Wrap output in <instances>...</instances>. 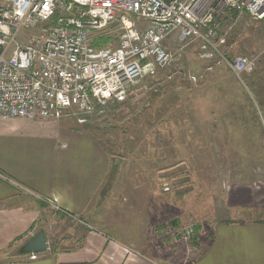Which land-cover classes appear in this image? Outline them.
Returning <instances> with one entry per match:
<instances>
[{
	"label": "rangeland",
	"instance_id": "obj_1",
	"mask_svg": "<svg viewBox=\"0 0 264 264\" xmlns=\"http://www.w3.org/2000/svg\"><path fill=\"white\" fill-rule=\"evenodd\" d=\"M220 18L223 35L233 42L223 51L232 57L256 56L254 72L236 77L216 54H204L197 41L184 46L174 36L168 47L184 61L189 84L174 80L173 65L130 87L132 103L145 104L146 119L134 125L135 136L138 130L144 134L132 145L118 129L109 131L111 126L101 123L104 116L83 122L75 114L65 117L95 136L116 164L113 175L120 181L106 187L110 204L106 211L99 209L111 232L119 227L124 238L172 244L173 252L183 255L225 216L222 197L229 183L264 180V75L259 72L264 19L240 10ZM158 85H163L158 95L147 94ZM88 215L79 216L87 221ZM187 227L193 232L186 237Z\"/></svg>",
	"mask_w": 264,
	"mask_h": 264
},
{
	"label": "built area",
	"instance_id": "obj_2",
	"mask_svg": "<svg viewBox=\"0 0 264 264\" xmlns=\"http://www.w3.org/2000/svg\"><path fill=\"white\" fill-rule=\"evenodd\" d=\"M228 10L262 19L264 0H0V119L87 121L96 104L124 101L133 84L181 65L174 36L241 78L257 58L223 52Z\"/></svg>",
	"mask_w": 264,
	"mask_h": 264
},
{
	"label": "crops",
	"instance_id": "obj_3",
	"mask_svg": "<svg viewBox=\"0 0 264 264\" xmlns=\"http://www.w3.org/2000/svg\"><path fill=\"white\" fill-rule=\"evenodd\" d=\"M115 167L100 141L68 119H0V172L10 179L0 176V264H264V180L229 183L225 216L182 255L108 230L99 209L110 204L106 187L120 181ZM87 211L91 218L80 219ZM39 231L47 249L32 259L21 250Z\"/></svg>",
	"mask_w": 264,
	"mask_h": 264
},
{
	"label": "trees",
	"instance_id": "obj_4",
	"mask_svg": "<svg viewBox=\"0 0 264 264\" xmlns=\"http://www.w3.org/2000/svg\"><path fill=\"white\" fill-rule=\"evenodd\" d=\"M262 19H264V18H262ZM230 44H233V42L232 41H230V43L226 42L223 45V47L228 49L230 46H232ZM223 52L226 54L227 57L233 58L232 56H230V53H229L230 51L228 52L227 50H225ZM216 56H218L220 58V56L218 54H216ZM183 64H184V61H182L181 65L176 64V67L172 68V72H178V73H176L177 75L174 78V80L180 79V81H182L183 83L187 82L189 84V81H188L189 79L187 80L185 78L186 73H185V68H182L184 66ZM259 65H260L259 72L263 73V75H264V54L259 59ZM256 68H257V64H256L255 69ZM254 71L255 70H253L252 72H254ZM252 72H250V73H252ZM173 81H171V82H173ZM161 86H163V85H158L157 87L151 88L150 90H148L147 94H149V95H152V94L156 95L157 94L158 95L159 92H157V91L160 89ZM150 87H151V85H150ZM133 94L134 93L132 92L128 96V98L124 101L113 100V101H109L108 103H106L103 106L101 104H96L93 115H91V117L88 115L89 119L92 118L94 120H98L104 116L105 118L101 120V123L106 122L107 125L111 126L109 131L111 129L112 130L118 129L121 132V134H123L124 136H127V141H130V144L135 142V139L137 141L138 137L140 138V136H142L144 134V132L138 130V132L140 134L138 136H135L134 134L136 133V130L133 127L135 124H143L144 121L146 120L144 118L145 115L143 113V112H145V108H144L145 104H142L141 106H137L134 102L132 103L130 97H132ZM121 108L122 109L126 108V110H128V111L125 113H122V111L118 112V110H120ZM155 123L156 122L152 120V124L155 125ZM129 148L130 147H127V149H129ZM132 148L130 149L129 152H131ZM109 149L111 150V148H109Z\"/></svg>",
	"mask_w": 264,
	"mask_h": 264
},
{
	"label": "water",
	"instance_id": "obj_5",
	"mask_svg": "<svg viewBox=\"0 0 264 264\" xmlns=\"http://www.w3.org/2000/svg\"><path fill=\"white\" fill-rule=\"evenodd\" d=\"M47 249V239L44 231H39L31 237L23 246L22 252L40 253Z\"/></svg>",
	"mask_w": 264,
	"mask_h": 264
}]
</instances>
